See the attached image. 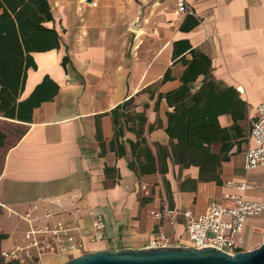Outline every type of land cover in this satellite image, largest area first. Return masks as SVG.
<instances>
[{"label": "crops", "instance_id": "obj_1", "mask_svg": "<svg viewBox=\"0 0 264 264\" xmlns=\"http://www.w3.org/2000/svg\"><path fill=\"white\" fill-rule=\"evenodd\" d=\"M95 1L48 0L45 26L57 32L59 48L31 54L35 68L20 100L44 77L59 90L30 123L2 119L24 134L0 169V253L20 241L27 213L34 227L69 225L81 244L70 253L34 251L24 264L145 248L158 232L184 245L182 216L171 225L151 214L201 215L235 195L264 200V167L242 166L255 108L264 103V0H185L187 14L177 13L175 0ZM181 41L190 49L175 46ZM201 91L191 114L210 141H198L207 157L187 146V107L184 123L173 122ZM96 215L105 224L99 239Z\"/></svg>", "mask_w": 264, "mask_h": 264}, {"label": "built area", "instance_id": "obj_2", "mask_svg": "<svg viewBox=\"0 0 264 264\" xmlns=\"http://www.w3.org/2000/svg\"><path fill=\"white\" fill-rule=\"evenodd\" d=\"M86 2V0H85ZM88 5L95 7L97 2L91 0ZM175 8L179 14L190 13L185 0H175ZM249 137L253 145L248 146L242 153L243 170L246 172L264 167V103L255 108V116L251 120ZM236 187L244 191L248 188L246 183L237 184ZM230 204L212 202L205 213L193 215L189 211L182 213L177 211H165L153 213L156 220L167 218L172 225L180 215L184 218V235L186 243L183 246L201 250L214 248L220 252L233 255L244 250L242 234L249 219L257 218L264 214V200L248 201L240 195L229 197ZM27 223L26 230L22 233L19 242L6 252L1 253L5 262L15 261L24 264L36 258L34 251L45 253H70L81 247L76 240L74 229L69 225L46 224L42 227H34L31 224L29 213L22 217ZM95 230L94 238L101 237L104 228V217L96 215L93 220ZM170 237L164 232L151 234L147 247L173 246Z\"/></svg>", "mask_w": 264, "mask_h": 264}, {"label": "trees", "instance_id": "obj_3", "mask_svg": "<svg viewBox=\"0 0 264 264\" xmlns=\"http://www.w3.org/2000/svg\"><path fill=\"white\" fill-rule=\"evenodd\" d=\"M50 21H52V14L48 0H0V169L6 149L14 145L24 134L23 127L16 124L20 130L19 135L12 144H8L7 135L1 128V120L30 123L33 110L42 103L51 101L59 90L53 81L44 77L27 98L20 100L26 72L29 68H35L31 54L59 48L57 32L45 26ZM196 25L197 21H194L192 27ZM175 46L183 47L182 52L190 49L187 42L183 41L176 43ZM65 63L66 58L62 61L63 65ZM183 79L187 80V77ZM202 93V91L197 93L192 99L193 105L182 104L180 118H175L171 122H174L175 127L183 124L187 107V146H191L192 154L207 157L208 150L201 149L198 142L200 139L206 140L196 130L199 120L191 114L199 108V95ZM178 94L183 95L184 91ZM204 108H210V104H205ZM179 136L180 139L185 138L182 135ZM206 142L210 141L206 140ZM1 239H3L2 235H0ZM0 264L18 263L5 262L0 253Z\"/></svg>", "mask_w": 264, "mask_h": 264}, {"label": "water", "instance_id": "obj_4", "mask_svg": "<svg viewBox=\"0 0 264 264\" xmlns=\"http://www.w3.org/2000/svg\"><path fill=\"white\" fill-rule=\"evenodd\" d=\"M63 264H264V235L261 244L255 249L233 255L209 247L196 250L173 245L160 248L98 250L81 254Z\"/></svg>", "mask_w": 264, "mask_h": 264}, {"label": "rangeland", "instance_id": "obj_5", "mask_svg": "<svg viewBox=\"0 0 264 264\" xmlns=\"http://www.w3.org/2000/svg\"><path fill=\"white\" fill-rule=\"evenodd\" d=\"M1 121H2L1 128L7 135V143L12 144V142H14V140L18 137L20 130L19 128L16 127V124L14 123L5 122L3 120ZM250 224H253V225L250 231L245 233V237H244V240H245L244 246H245V249L247 250L255 249L262 242L263 235H264V214L257 217L256 220L255 218L249 220L248 225ZM38 259H43L44 262L49 260L48 256H42L41 258L38 257Z\"/></svg>", "mask_w": 264, "mask_h": 264}]
</instances>
